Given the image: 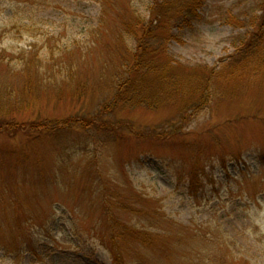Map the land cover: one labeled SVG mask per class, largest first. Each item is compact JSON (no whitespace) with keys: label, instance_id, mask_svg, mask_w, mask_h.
Instances as JSON below:
<instances>
[{"label":"rangeland","instance_id":"1","mask_svg":"<svg viewBox=\"0 0 264 264\" xmlns=\"http://www.w3.org/2000/svg\"><path fill=\"white\" fill-rule=\"evenodd\" d=\"M104 1L98 26L101 0H0V88L19 84L11 68L30 48L52 81L15 120L96 123L0 129V264H113L107 193L128 206L113 204L109 216L151 237L121 240L126 264H264V41L254 63L227 69L236 79L225 75L184 121L170 104L96 118L120 72L123 21L148 16L155 0ZM256 3L201 0L199 17L172 26L170 58L219 68L250 30L228 17L246 20ZM70 67L74 90L61 91L54 83Z\"/></svg>","mask_w":264,"mask_h":264},{"label":"trees","instance_id":"2","mask_svg":"<svg viewBox=\"0 0 264 264\" xmlns=\"http://www.w3.org/2000/svg\"><path fill=\"white\" fill-rule=\"evenodd\" d=\"M101 11L95 18L98 26L104 21L106 3L101 0ZM201 0H155L150 6L148 16L131 13L123 21L120 39H123L122 55L119 59V73L116 75L111 98L96 114L102 117L116 110L144 108L155 110L163 105H175L180 120L184 121L193 112L197 113L205 107L219 88L217 84L225 75L236 79L237 75L231 70L237 65L244 66L254 63L252 54L258 53L259 42L264 41V0H257L255 11L247 15V19L228 17L227 23L234 26H250L246 34L248 38L240 41L235 53L228 56L227 61L219 68L206 65L187 66L175 62L168 54L167 45L174 36L171 33L175 23L189 25L199 17L198 9ZM252 41V44H251ZM247 44L250 49L247 50ZM254 48H253V47ZM53 56V55H52ZM19 66L11 68L15 75L20 77L18 85L10 84L0 88V129L15 134L26 131L28 134L45 132H59L72 128V123L81 127H91L96 124L92 119L82 116L81 120H66L44 118L18 122L13 114L26 110L31 100L45 87L51 85L50 76L39 54L30 48L17 54ZM0 55V62L3 61ZM52 60V59H51ZM264 62V58L259 60ZM75 71L68 68L66 76L61 77L58 84L60 90H74ZM5 109V110H4ZM192 112V113H191ZM11 115V118L9 117ZM72 117V116H71ZM102 128H113L103 124ZM177 129H174V133ZM154 133V132H153ZM151 133L152 138L154 134ZM103 206L107 208V222L111 223V232L108 233L105 248L108 249L113 264H126L121 248V240L134 239L145 245L150 244V234L144 226L137 228L126 221L109 216L113 204H122L114 200L111 193L103 194ZM128 209L126 204H122ZM121 206V205H120ZM118 206V208L120 207ZM23 264V263H21Z\"/></svg>","mask_w":264,"mask_h":264}]
</instances>
